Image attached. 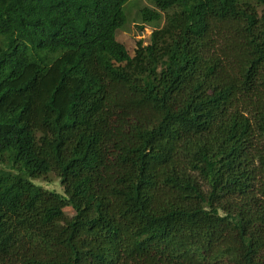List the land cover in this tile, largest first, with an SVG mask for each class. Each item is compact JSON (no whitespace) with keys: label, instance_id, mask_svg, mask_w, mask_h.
I'll return each instance as SVG.
<instances>
[{"label":"trees","instance_id":"1","mask_svg":"<svg viewBox=\"0 0 264 264\" xmlns=\"http://www.w3.org/2000/svg\"><path fill=\"white\" fill-rule=\"evenodd\" d=\"M128 1L0 0V264H264V0Z\"/></svg>","mask_w":264,"mask_h":264},{"label":"rangeland","instance_id":"2","mask_svg":"<svg viewBox=\"0 0 264 264\" xmlns=\"http://www.w3.org/2000/svg\"><path fill=\"white\" fill-rule=\"evenodd\" d=\"M143 7H154L153 0H130L125 5V12L127 14L128 21L125 27L118 31L117 37L119 40L125 42L129 47H132V45L140 39H142L144 43H148L152 30L156 27L162 26L164 23V17L161 18V22L159 24H155L152 21L143 22L140 19L139 12V10ZM139 25L141 28L138 27ZM34 181L46 188L62 192V186L59 179L54 175H50L46 180L37 179Z\"/></svg>","mask_w":264,"mask_h":264}]
</instances>
